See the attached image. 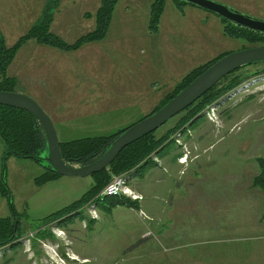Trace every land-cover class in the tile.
I'll return each instance as SVG.
<instances>
[{"label":"rangeland","instance_id":"374dc122","mask_svg":"<svg viewBox=\"0 0 264 264\" xmlns=\"http://www.w3.org/2000/svg\"><path fill=\"white\" fill-rule=\"evenodd\" d=\"M211 1L264 21V0ZM154 2L117 0L105 36L76 49L57 48L68 53L57 57L55 67L62 69L53 74L43 62L48 59L35 57L39 54L35 52L38 42L34 38L23 42L21 38L42 21L45 10L50 7L54 10L49 33L72 45L95 30L101 0H0V32L6 47H17L6 68V76L13 80L11 90L28 96L21 85L34 90L35 81L30 79H35L38 73L45 84L51 82L50 96H45L54 102L47 105L50 111L37 95L28 97L51 119L59 142L97 137L87 135L89 130L82 128L85 121L92 119L94 106L109 112L107 116L99 113L107 120L112 113L117 116L114 119L125 115L140 121L160 109L166 96L193 69L221 55L262 46L225 35L220 17L195 6H177L174 0H164L157 23L151 25ZM27 51L32 56L25 62ZM254 72H264V63L242 67L234 74L251 76ZM259 87L258 84L244 89L214 112L208 109L212 104L209 105L205 110H209L213 120L204 115L186 127L194 139L202 137L203 140L198 144L194 140L187 143L183 135L179 140L193 151L187 159L188 165H183L180 171L186 175L183 181L186 184L173 192L180 194L179 214L174 202V215L168 217L171 219L170 226L167 225L169 233L163 230L166 221L163 199L156 200L158 215L149 213L143 204L138 209L115 206L108 210L103 207L113 201L108 199L106 203H97L98 219H91L85 210L93 201L91 198L76 211L80 215L74 216L71 212L56 217L93 186L92 177H55L38 184L36 178L43 173L47 162L38 163L14 155L5 160V146L0 138V175L4 171L8 190L7 197L0 192V218H11V206L19 218L15 238L0 247V264H264V229L261 233L246 229L264 224V215L251 217L260 211L261 200L253 194V204L249 206L250 190H247L248 178L255 171L257 160L264 157V87ZM138 93L149 103L143 111L138 109L144 106L137 99ZM155 94L159 99H155ZM97 99H101L99 104L94 103ZM133 99L138 102L127 104ZM128 107L130 113L126 111ZM184 115L181 112L159 127L156 137L163 136ZM65 117L73 125L61 126L59 120H66ZM171 138L159 151L177 148ZM157 153L150 154L148 162H153L151 156L156 157ZM197 153L202 155L196 168L191 165V159L195 160ZM237 154L241 157H236ZM221 155L224 158L219 160ZM243 155L246 158L251 155L250 162ZM41 157L46 159L45 153ZM154 163L158 167L162 165L160 159ZM229 171L242 182L235 185V192L227 193L223 191L226 183L220 179L230 178V174H224ZM136 172L132 173L131 180L140 178L141 171L137 176ZM126 173L129 172L122 174ZM122 174L111 175L109 181ZM128 187L142 200L140 194ZM253 187L252 191L260 190ZM229 220L236 224L233 229L224 226Z\"/></svg>","mask_w":264,"mask_h":264},{"label":"trees","instance_id":"16d2710c","mask_svg":"<svg viewBox=\"0 0 264 264\" xmlns=\"http://www.w3.org/2000/svg\"><path fill=\"white\" fill-rule=\"evenodd\" d=\"M52 1L54 2V0H51V2ZM55 1L58 2L59 0ZM163 2L164 0H155V2L151 4V25H155V23H157L159 14L161 10H163ZM174 2L177 6L191 5L182 0H174ZM116 3L117 0H101V5L96 12L95 30L88 35L81 37L72 45L64 44L56 36L49 33V22L51 21L54 9L51 10L50 7L46 6L47 9L45 10L42 21L32 26L29 32L21 38V41L24 42L28 39L34 38L39 44L63 50H72L78 48L83 43L99 40L105 36L110 22L109 19L111 18V13ZM220 19L224 24L223 32L225 35L235 39H245L253 45L261 44L264 46V34L235 26L225 19ZM16 50V46L10 48L6 47L3 35L0 32V91L2 92L13 91L11 90L13 80L6 76V68L13 58ZM224 55H221L189 72L178 84H176L173 91L166 96L165 104H167L180 91L187 87L194 79H196L208 67ZM258 64L260 65L262 63ZM236 71L224 77L200 99L193 103L189 108L185 109L183 111L185 112V115L180 118L174 127L166 131L163 136L160 138L156 137V130L125 147L107 168L91 175L93 179V186L84 195H82L80 199L60 210L56 217L70 214L71 212H74V216L80 215V213H76L79 207L88 203L90 199L105 186L111 175H118L132 170L136 172L144 164L148 163V156L152 153H157L161 146L164 145L172 137V135L176 133V131L183 127H188L198 119L202 118L203 115L201 113L206 107L213 104L220 96L236 88L244 81L245 78L250 77L249 74L245 76H241V74L235 75L234 73ZM252 74H257V72ZM127 128L110 136L85 137L66 142H59L61 158L69 165L82 167L91 164L99 159L111 143ZM0 138L5 146V160L7 156L14 155L23 159H32L39 163L44 160V158L41 157V154L45 153V156L47 155L46 138L43 129L36 118L26 111L0 106ZM257 162L259 166V173L253 178V186L259 188L264 197V157L259 158ZM43 167V173L36 178L38 184L46 182L45 180H50L51 178L60 177L54 170H52L49 164H46ZM0 192L3 196L6 195L7 197L8 190L4 183V171L1 172L0 175ZM108 199H113L109 205L103 206L108 210L115 206L138 209L136 201H131L123 196L120 198L107 197L104 199L105 201L103 200L101 202L106 203ZM10 210L12 212L11 218H0V247L5 244H10L15 238L14 234L19 230L17 225L19 218L12 206ZM54 216L55 215L48 216L47 221L54 218ZM56 217L55 219H57Z\"/></svg>","mask_w":264,"mask_h":264},{"label":"water","instance_id":"95a60500","mask_svg":"<svg viewBox=\"0 0 264 264\" xmlns=\"http://www.w3.org/2000/svg\"><path fill=\"white\" fill-rule=\"evenodd\" d=\"M182 1L206 10L235 26L264 34V21L242 15L220 3L211 0ZM263 62L264 46L244 48L224 55L180 91L167 104L128 127L111 143L99 159L82 167H75L63 161L53 123L33 99L16 92L0 91V106L23 110L36 118L46 138L47 155L46 159L43 161H46L47 164L51 166L52 170L59 176L85 178L107 168L125 147L139 138L156 131L170 119L189 108L227 75L242 67Z\"/></svg>","mask_w":264,"mask_h":264},{"label":"crops","instance_id":"0c3cea01","mask_svg":"<svg viewBox=\"0 0 264 264\" xmlns=\"http://www.w3.org/2000/svg\"><path fill=\"white\" fill-rule=\"evenodd\" d=\"M53 35H56V34H53ZM35 44H36V49H37V50H35V52L38 51V53H39V54H35V57L38 60L40 58L48 59L46 61L43 60V62L45 63V65L47 67L46 69L49 71H52L53 74L61 72L62 68L60 70H58L59 67H55L56 59L58 56L63 57V54H66L68 52L59 51V50H57V48H54L52 46H47V45H43V44H39V43H35ZM25 56H26L25 62H27L31 59L32 53H29V51H27L25 53ZM63 69L65 70L66 67L63 66ZM31 81H35L34 90H30L29 86L21 85L25 89L24 93L28 96L29 95H34V96L37 95L40 102L46 106L47 110L49 109L48 111H50V108L47 105L49 103H54V102H53V100L50 102V100L45 98V96L46 95L50 96L49 90L53 85L51 84V82L49 84H45L39 73L37 74V76H35V79L31 78L30 82ZM137 95H138L137 99L141 100L140 103L144 104L143 107H138V109H141L143 111V109H145L149 103L146 102L145 98L143 96H141L140 93H138ZM155 99H159L156 94H155ZM100 100L101 99H97L94 103L99 104ZM136 102H138V101L133 99V100H130L127 104L133 105ZM153 102H154V100H153ZM84 104H85V102H84ZM136 105H138V104H136ZM132 107L137 109V107H134V106H132ZM53 109L54 108L52 107L51 112H53ZM128 109H129V107L126 109V111ZM136 109L132 110V113L134 111H136ZM141 110H138V112L140 111V114H141ZM114 111H116V110H114ZM92 112H93L92 119L85 121L82 124L83 129L89 130V132H87L88 133L87 135H95V136H98V135L99 136L114 135V134L119 133L121 130L129 127L130 125L136 123V121H139L138 119L136 120L135 116L128 118L125 115H122L123 114L122 110H118L120 115H122V119H114L117 116H112V113H110V115H111L109 117V118H111L110 120H107L105 116L100 117L99 113L105 114L107 116L109 114V112L108 113L102 112L100 110V108H97V106H94L92 108ZM127 113H130V112L127 111ZM65 118H66V120H59V123L61 126L70 127L71 125H73L71 123V121H70V123L67 122V121H69L70 118H67V117H65ZM112 118H113V120H112ZM130 120L135 121V122L131 123ZM104 130H107L108 132L104 133L103 132ZM71 133H73V132L70 131V134ZM185 137L187 138L185 141L187 143L192 142V140H194L198 144L200 141L203 140L202 137H200L199 139H196V138L194 139L192 137V134H191V137H187L186 135H185ZM64 142H66V141H64ZM192 143H190L189 146H191ZM188 150L190 152L193 151V149H191V148H188ZM182 154H183V151L179 147H177L176 149H172V150L165 149L162 152L159 151L156 154V157H157V159L161 160L162 165L160 167H158V166H155L154 162L149 161L147 164H144L139 169V171L136 172V176H137L138 173L141 171L140 178L139 179H132L128 182V185H130V188L142 196V200L140 201V203H137V204H139L138 207H141V204H143V207L146 208L148 210V212L151 213L152 215H158L159 214V213H157L159 210V207H158V203L156 202V200L163 199V201H164L163 209H164V215L166 217V221L164 223V228H163L165 233H169L168 231L170 228H168L167 225L170 226L171 223L168 224V221H170L171 219H169L168 217L171 215H174L173 214L174 202H175V206H176V212L179 214L180 194H179V192L178 193H173V192L177 191L178 189H181L182 186H184L186 184V183L185 184L183 183L184 178L186 176L185 173L180 174V171L182 170L183 165H181L178 162V159L182 156ZM201 155L202 154L197 153L195 155V156H197V158L195 160L191 159L192 164L191 163L190 164L192 166L195 165L196 168L199 167L198 162L201 159ZM222 157L224 158L223 155L219 156V160H221ZM236 157H241V155L237 154ZM256 158H258V156H254V159H256ZM243 159L244 160L247 159V161L250 162V160L252 158H251V155L248 156L247 158L243 155ZM148 166H150V167H148ZM147 167H148V169H146ZM254 168H255V171L248 178L247 183H248L249 189L247 188V190L248 191L250 190L249 203H248L249 206L252 207L253 201H251V199L253 197V194H257L258 198L261 200V201H259L260 211L257 212L255 215L251 214V217L256 218L257 216L264 215V197H263V194L260 190L259 191H257V190L252 191L254 188L252 186V180H253L254 176H256L259 173V167H258L257 163H256ZM160 170H162L163 173ZM226 170L228 171L229 169H226ZM189 171H191V170H189ZM224 174H226V175L230 174V178H226L225 180L220 179V182L226 183L223 186V187H225V190H223V191H226L227 193L235 192V190H236L235 185L238 182L241 183L242 180L240 179V177L234 175L233 172H230V171L224 172ZM62 178H64V177H62ZM174 178H176V180H174ZM186 181H189V179H186ZM190 181H192V180H190ZM229 184H230V186H229ZM232 186H234V187H232ZM160 192H162V196H161ZM251 221H253V218H251ZM93 222H95V220ZM248 222L249 221H245V223H248ZM234 225H236L235 222L229 220V221H227V223L224 226L226 229H233L232 227H235ZM244 226H246V224H244ZM246 229L261 233L262 229H264V224H261V225L257 224V226L256 225H254V227L250 226L249 228H246Z\"/></svg>","mask_w":264,"mask_h":264},{"label":"built area","instance_id":"2783aa9c","mask_svg":"<svg viewBox=\"0 0 264 264\" xmlns=\"http://www.w3.org/2000/svg\"><path fill=\"white\" fill-rule=\"evenodd\" d=\"M260 85L259 88L264 87V72L257 73L251 75L249 78L245 79L241 84H239L236 88L226 93L225 97H221L219 100L215 101L210 108L211 111L214 112V110L218 107H221V105H224L225 103L229 102L230 99L236 97L235 95L241 93L244 91V89L250 87V86H256ZM206 111V116L209 120H213L211 118V115ZM182 135H188L191 137V132L189 130H186V127H183L179 129L174 136L171 138L172 141L176 144L177 147L181 148L183 151L182 157L178 159V162L181 165L187 164V159L190 155V151L184 147L180 143V138H182ZM151 159L153 162H156L157 159L155 156H151ZM134 172V170L130 171L128 174H122L120 176H115L110 179V181L106 184V186L98 192L94 197L93 201L91 200L88 207L85 208L86 212H88L89 217L91 219H98V216L96 214V206L99 201H103L107 197H114L116 195L123 196V197H130L132 200H141V197L139 195L134 194L128 187V182L131 180V175Z\"/></svg>","mask_w":264,"mask_h":264},{"label":"flooded vegetation","instance_id":"af4514ba","mask_svg":"<svg viewBox=\"0 0 264 264\" xmlns=\"http://www.w3.org/2000/svg\"><path fill=\"white\" fill-rule=\"evenodd\" d=\"M206 109V108H205ZM205 109L203 110V112L201 113L203 116L206 115V111Z\"/></svg>","mask_w":264,"mask_h":264},{"label":"bare ground","instance_id":"6f19581e","mask_svg":"<svg viewBox=\"0 0 264 264\" xmlns=\"http://www.w3.org/2000/svg\"><path fill=\"white\" fill-rule=\"evenodd\" d=\"M116 196H118V195H116Z\"/></svg>","mask_w":264,"mask_h":264}]
</instances>
